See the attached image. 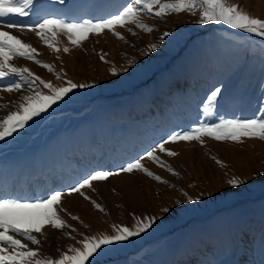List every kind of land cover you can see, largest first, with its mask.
<instances>
[{"label": "rangeland", "instance_id": "374dc122", "mask_svg": "<svg viewBox=\"0 0 264 264\" xmlns=\"http://www.w3.org/2000/svg\"><path fill=\"white\" fill-rule=\"evenodd\" d=\"M128 2L33 0L36 8L34 14L29 12L30 19L29 15L4 19L23 25L45 17L82 22L110 17ZM227 2L264 20V0ZM198 18L199 11L196 16L181 12L162 19L142 14L140 19L153 29L151 33L134 25L117 26L114 31L123 39L104 30L78 47L60 35L56 37L59 53L49 50L34 32L3 29L34 47L39 53L36 59L52 65L53 72L23 58H13L14 66L27 67L57 87L65 86L66 79L92 87L73 90L24 129L0 141V175H6L0 176V192L35 197L49 189L67 190L94 169L118 170L175 131L223 118H262L264 101L255 109V103L249 105L234 89L244 65L263 74L264 38L224 25L200 26L195 24ZM164 32L170 35L160 40ZM153 43L155 51L149 48ZM112 69L116 76L110 74ZM225 69L231 73L223 80ZM256 81L264 94V81ZM223 84L228 89L206 115L207 94L213 86L223 89ZM41 90L48 92L42 86ZM247 90L244 84L241 92ZM24 94L25 90L0 92V118L15 111ZM165 147L177 154L169 157L157 151L156 155L176 175L148 159L142 164L167 183L135 171L95 181L83 190L90 200L78 193L62 197L66 211L59 215L69 228L46 227L43 235L35 234L39 247L29 246L41 259H58L61 253L71 254L69 247H80L83 236L111 235L112 225L130 226L134 216L141 220L148 216L155 223L146 232L102 246L89 260L94 264H264V141L203 137ZM232 178L243 183L230 187ZM165 207L167 213L162 211Z\"/></svg>", "mask_w": 264, "mask_h": 264}, {"label": "snow or ice", "instance_id": "6c2138e0", "mask_svg": "<svg viewBox=\"0 0 264 264\" xmlns=\"http://www.w3.org/2000/svg\"><path fill=\"white\" fill-rule=\"evenodd\" d=\"M32 5L33 0H0V92L12 93L13 91L21 92V90L26 92L21 96V102L16 105V110L7 112L0 118V141L12 137L14 133L24 129L30 121L46 113L53 105L64 100L73 90L92 87L87 83L78 84L67 79L64 81L65 86L57 87L41 79L27 67L14 66L11 63L13 58H23L36 63L48 72H53L52 65L36 59L39 53L34 47L3 29L34 32L49 50L59 53L61 48L58 46L56 37L60 35L66 36L71 45L78 47L84 41L89 40L91 34L99 35L104 30L112 32L118 39H123L114 31L117 26L134 25L145 33H151L153 29L140 19L142 14L162 19L167 15L181 12L196 16L199 11V18L195 20L197 25H224L232 30L264 38V20L252 17L249 13L244 12L239 5L228 3L227 0H129L121 11L110 17L84 19L82 22H66L61 18L45 17L30 25H23L16 20L4 19L6 17H25L29 15ZM131 34L135 35V33ZM169 35L168 32H164L160 40ZM149 48L151 51H155L157 44L153 43ZM62 50L67 53L69 49L64 47ZM101 60H103V56H101ZM124 70L127 71V68ZM110 74L116 76L118 73L112 69ZM58 78L62 77L58 75ZM41 86L48 92H43ZM222 91V87L213 86V89L207 94L204 102L206 115H211L210 109L217 103ZM203 137H209L216 141L240 142L241 138L264 141V117L260 119L223 118L218 123H201L195 128L175 131L168 134L166 138H161L145 153L122 163L118 170L94 169L71 183L67 190L63 188L49 189L35 197H21L0 192V264H86V262L94 264V261H90L89 258L94 257V254L102 246L127 241L130 237H136L146 232L153 226L155 219L145 216L141 220L134 216L135 222L130 226L112 225L111 235L83 236L78 241L80 247H69L68 253L71 254L61 253L58 259H41L36 248L29 246L39 247L40 240L35 234L43 235L46 227L50 226L52 229L61 231L70 227L59 215L60 212L66 211L62 203V197L65 195L71 196L73 193H78L85 200H90L83 190L92 188L93 182L104 181L110 176L121 173L131 174L134 171L143 173L159 183H167L145 168L142 161L148 159L173 173V170L159 159L156 152L159 151L172 157L177 153L166 149V144L179 141H202ZM217 163L220 162L217 161ZM173 174L176 175V173ZM241 183L243 181H238L236 178L228 180L230 187H237ZM189 202H191V198H189ZM92 203L98 210L103 211L95 201ZM162 211L167 213L169 209L165 207ZM71 219L78 220V217L71 216ZM64 235L70 238L66 232ZM24 241L28 243H24Z\"/></svg>", "mask_w": 264, "mask_h": 264}, {"label": "trees", "instance_id": "16d2710c", "mask_svg": "<svg viewBox=\"0 0 264 264\" xmlns=\"http://www.w3.org/2000/svg\"><path fill=\"white\" fill-rule=\"evenodd\" d=\"M220 32H223V29H219ZM225 34H230L229 32H226ZM244 60L241 61L240 63V67L243 66ZM238 67V65H237ZM231 73L230 69H225L224 70V76H223V80H225L229 74ZM260 73V69L259 68H255L254 67H250L248 64L244 65L242 70L238 73V76L236 77L237 80V89H234V91L237 92V97H239L242 94V100L247 101L249 105H252L253 103H255V109L260 108V105L263 103L264 101V94L263 92L260 90V87L258 86V84H256V80L260 79V83H263L264 81V72L262 75L259 74ZM207 78L208 75H203ZM210 79V78H209ZM222 82V81H221ZM244 84H248V90L244 91L243 93L241 92V89L243 88ZM224 88L223 91H225L226 89H228L226 84H223ZM252 88L253 90V94L251 96L250 93V89ZM257 112V111H256ZM255 112V113H256ZM262 117H264V111H262ZM262 228V226H260Z\"/></svg>", "mask_w": 264, "mask_h": 264}, {"label": "bare ground", "instance_id": "6f19581e", "mask_svg": "<svg viewBox=\"0 0 264 264\" xmlns=\"http://www.w3.org/2000/svg\"><path fill=\"white\" fill-rule=\"evenodd\" d=\"M34 8H36L35 5H32V7H31V9H30L29 12L34 14V12H35ZM30 17H31V15L27 16V19H30ZM14 18H15V17H14ZM33 18H34V17H33ZM31 21H32V20H31Z\"/></svg>", "mask_w": 264, "mask_h": 264}]
</instances>
